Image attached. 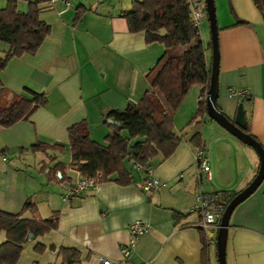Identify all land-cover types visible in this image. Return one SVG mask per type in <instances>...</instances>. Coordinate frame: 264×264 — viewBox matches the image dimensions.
I'll return each mask as SVG.
<instances>
[{
	"label": "crops",
	"instance_id": "1",
	"mask_svg": "<svg viewBox=\"0 0 264 264\" xmlns=\"http://www.w3.org/2000/svg\"><path fill=\"white\" fill-rule=\"evenodd\" d=\"M189 1L204 5V0ZM6 2L0 0V8ZM131 2L69 0L64 8L60 1L51 5L40 0L39 18L49 26L48 32L34 52L13 56L0 69V103H10L25 87L46 98L26 118L0 126V210L17 213L29 199L36 210H26L23 216L58 215L54 229L26 237L17 264H61L57 254L61 246L78 250L79 260L72 264H99V256L124 258L126 264H217L215 241L206 239L204 247L201 239L196 194L215 190L234 195L254 177L259 158L251 146L206 113L202 122L188 123L202 84H192L172 113V130L181 137L173 151L167 156L157 153L147 162L161 181L157 188L141 189L144 167H133L126 159L130 183L119 184L112 174L66 198L64 188L79 172L64 167L62 180L57 179L59 168L57 178L48 172L58 162L70 161L69 125L84 119L90 137L104 143L111 131L103 121L106 113L137 101L149 88L146 74L164 53V45L146 42L143 31L128 29L122 13ZM26 4L18 0L16 8L24 11ZM213 4L216 104L233 119L241 103L249 130L264 150V0H213ZM8 47L0 40V55ZM208 49L205 58L210 66ZM196 131L210 168V179L201 184L195 177V144L189 140ZM36 143L50 146L32 150ZM136 219L149 225L123 255L128 224ZM4 238L0 231V242ZM36 242L44 245L42 252L33 250ZM224 261L264 264V178L230 213Z\"/></svg>",
	"mask_w": 264,
	"mask_h": 264
},
{
	"label": "trees",
	"instance_id": "2",
	"mask_svg": "<svg viewBox=\"0 0 264 264\" xmlns=\"http://www.w3.org/2000/svg\"><path fill=\"white\" fill-rule=\"evenodd\" d=\"M17 1L7 0L6 5L0 8V40L9 46L0 55V69L11 57L34 52L49 30V26L39 18L40 0H26L24 11L16 8ZM190 11L189 0H132L130 8L122 13L128 29L143 31L146 42L158 41L164 45V53L146 74L149 88L137 101H128L123 109H111L106 113L103 121L111 131L104 136V143L90 137L84 119L69 125L70 161L67 165L58 162L48 172H53L56 177L55 168H59L61 176L56 178L62 180L63 168L69 167L82 176H97L99 173L98 182L108 180L110 175L115 174L112 180L119 184L130 183L132 174L124 165L125 159L145 168L148 160L157 153L167 156L173 151L181 137L172 130V113L194 83L203 87L196 111L188 123L202 122L206 113L205 96L210 73L205 49L210 48L211 44L209 41L204 45L198 26L192 23ZM45 100L43 93L25 87L24 92L15 95L10 103H0V126L26 118ZM242 129L256 139L247 123ZM121 130H125L126 134L123 135ZM189 140L201 146L198 131ZM49 146L36 143L31 149ZM231 197L232 194H227L225 203ZM26 210L32 213L36 210L29 199L17 213L0 210V231H4L5 236L0 242V264H17L28 235L40 236L56 227V212L45 218H36L23 216ZM201 239L205 247L207 242L203 232ZM43 249L44 245L40 242L33 245L34 251L42 252ZM57 254L61 264H72L79 260V252L73 247L61 246Z\"/></svg>",
	"mask_w": 264,
	"mask_h": 264
},
{
	"label": "built area",
	"instance_id": "3",
	"mask_svg": "<svg viewBox=\"0 0 264 264\" xmlns=\"http://www.w3.org/2000/svg\"><path fill=\"white\" fill-rule=\"evenodd\" d=\"M51 5L56 1H60L63 7L66 8L69 5V0H47ZM191 20L193 25L198 26L204 14L202 3L195 1L191 3ZM236 94H244L243 91H232ZM194 158L196 163L195 177L198 184L210 179V168L208 164V157L204 153L202 146H194ZM133 167H139L138 164L133 163ZM145 175L141 179L140 187L144 191H151L157 188L161 181L154 174L152 166L148 165L144 168ZM99 173H97V176ZM57 176L61 174L57 171ZM97 176H82L80 175L74 182L65 186L63 191V197L66 198L70 195L78 194L84 191L86 188L95 185L98 182ZM227 194L223 191H198L195 198L194 209L197 211L200 220L198 226L202 230L207 240H214L219 228V222L223 210L225 208V198ZM148 223L140 219H136L128 224V241L125 243L121 250L123 255H127L133 248L137 241L138 235L148 227ZM99 264H126L125 259H110L104 256L98 257Z\"/></svg>",
	"mask_w": 264,
	"mask_h": 264
},
{
	"label": "water",
	"instance_id": "4",
	"mask_svg": "<svg viewBox=\"0 0 264 264\" xmlns=\"http://www.w3.org/2000/svg\"><path fill=\"white\" fill-rule=\"evenodd\" d=\"M205 12L208 19L210 44H211V61H210V73L209 83L206 90V114L218 124L228 130L240 141L251 146L257 153L259 158V165L254 177L238 192H236L229 201L226 203L223 213L220 218L219 228L215 236V247L217 264H225L224 261V244L226 236V227L228 225V219L234 206L242 201L246 196L255 190L264 178V150L260 143L246 133L242 128L245 126V116L241 103L237 104V109L233 119L224 115L216 105V79L218 71V46H217V25L214 13L213 0H204Z\"/></svg>",
	"mask_w": 264,
	"mask_h": 264
},
{
	"label": "rangeland",
	"instance_id": "5",
	"mask_svg": "<svg viewBox=\"0 0 264 264\" xmlns=\"http://www.w3.org/2000/svg\"><path fill=\"white\" fill-rule=\"evenodd\" d=\"M203 10H204V14H203L200 24L198 25V28H199V34H200L201 39L203 40V42H206L209 40V25H208V19H207L204 5H203ZM206 50H209V49L206 48L205 51ZM208 54L210 55V53Z\"/></svg>",
	"mask_w": 264,
	"mask_h": 264
}]
</instances>
